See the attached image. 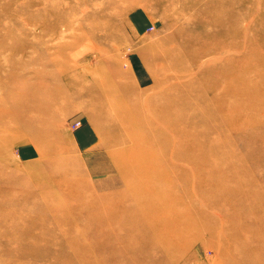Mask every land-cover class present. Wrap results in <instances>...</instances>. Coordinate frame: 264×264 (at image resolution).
Here are the masks:
<instances>
[{"label": "rangeland", "instance_id": "obj_1", "mask_svg": "<svg viewBox=\"0 0 264 264\" xmlns=\"http://www.w3.org/2000/svg\"><path fill=\"white\" fill-rule=\"evenodd\" d=\"M56 1V5L59 2L57 8ZM204 7L207 9L203 13ZM263 8L264 0H0V95L9 88L14 90V94L0 102V264H86L83 256H88V250L84 249L86 253L81 250L79 238L85 229L79 224L72 227L69 222V226L66 224L69 217L75 216L74 209L71 208L70 214L59 212L60 215H52L56 210H63V205L57 198L61 188L51 183V176L69 173L83 182L85 190L97 194L115 191L116 195H124L125 186L116 180L118 176L112 161L115 154L128 151V122L119 120V105L127 103L130 107L128 113L134 112L139 116L143 111L131 106L126 96L139 100L141 97L161 95L156 91L162 86H169V95H179L182 90H187L189 94L188 90L193 88L195 92L194 95L190 94L189 100L195 99L198 93L204 95L206 92L204 98L207 100V97L213 96V92L204 90V80L214 81L217 68L220 71L223 68L235 69L230 71L233 85L231 83L228 87L233 90L235 84L234 90L239 94L222 98L225 111L228 114L243 112L244 115L246 112L253 121L249 125L225 130L226 120L217 118L205 123L211 129L207 135L210 139H219L238 149L243 164L251 158H259L260 162L245 166L244 171L246 175L249 171L252 185L264 191V125L260 123V120H264ZM259 11H262L261 14ZM88 14L90 17L86 19ZM254 15L261 16L253 19ZM28 16L31 18L28 19ZM94 20L104 23L95 28L94 33H110V36L97 39L85 30L82 37L77 38L76 33L83 30L78 31L79 25ZM5 29L9 31L6 33ZM204 38L209 41L206 45L215 41L218 47L199 58L185 51L187 45L195 48L204 45ZM5 52L7 56L3 57ZM169 56L173 57L174 64L167 62ZM228 56L236 57L238 65L232 63L233 68L228 67L231 63L226 60ZM114 57H117L123 73H112L114 87L107 92L106 98L100 99L99 92L90 94L83 90L77 95L60 97L42 92L40 100L46 105L47 115L37 112L35 121L27 128H22L17 118L10 119L4 115L7 107H13L24 99V88L33 90L39 87L32 81L36 73L39 77H47L44 87L40 85V88L51 89L63 85L66 89L67 75L61 76L57 72L59 66H90L96 74L88 83L96 86L113 70ZM18 59H22L21 65L17 63ZM9 66L13 67V73L8 78L5 71L9 70ZM30 69L34 71L23 76L22 72ZM78 72L72 70L70 75L79 78ZM174 73L187 81L171 89V75ZM157 77L159 79L156 81ZM220 81L222 88L228 84ZM120 84L126 87L120 91L125 94V100L117 93ZM257 91L262 97L260 101V96L255 95ZM34 101L30 99V102ZM186 101L180 104L185 105ZM192 116L196 117L197 114ZM202 124L198 127L201 128ZM30 130L34 131L35 136L31 135ZM38 130L45 135L38 136ZM5 142H8L7 148H2ZM145 149H150V146L146 145ZM208 153L212 152L203 151V154ZM253 193L249 196V203H253L254 207L247 205L243 212H255L261 222V215L264 217V195L262 198L258 191L253 190ZM199 194L206 199L213 195L207 189H202ZM66 199V205L82 210L83 219L92 215L81 198L69 196ZM245 200L246 197L237 201L244 203ZM107 205L114 206L112 201ZM257 225L250 224V227L255 229ZM17 234L21 235L18 237ZM94 240L100 242L101 238ZM242 241L248 242L249 239ZM71 247L72 250L75 247L76 252L72 253ZM74 252L77 253L75 256ZM88 252H93L99 258H111L106 251L89 249ZM206 252L207 257L213 254L209 250ZM194 254L204 262L205 254L201 247L197 246ZM258 254L255 252V255Z\"/></svg>", "mask_w": 264, "mask_h": 264}, {"label": "bare ground", "instance_id": "obj_2", "mask_svg": "<svg viewBox=\"0 0 264 264\" xmlns=\"http://www.w3.org/2000/svg\"><path fill=\"white\" fill-rule=\"evenodd\" d=\"M56 3L57 1L55 5ZM58 4L55 8H57ZM206 9L207 7L203 8V13ZM262 11H259V13ZM52 15L54 16V14ZM255 16H252L253 19ZM24 17L26 16L24 15ZM89 17L90 15L88 14L85 18L89 19ZM29 18L31 17L28 16ZM252 21L254 22V20ZM100 24L104 23L94 20V22L80 24L78 31L80 29L83 30L76 33L77 38L79 36L82 37L81 34L85 30H88L93 38H108L110 33H94V29ZM24 26L27 25L24 24ZM26 29L28 30L29 28ZM6 31L7 29L4 32ZM204 37L206 38L205 35ZM205 38L203 41L206 43L201 47L195 48L187 45L188 47L185 51L193 53L194 57L199 58V56L215 49L214 47H218L215 41L210 45H206L209 41ZM5 56H7L6 52L3 57ZM19 59L17 60L18 62L15 61L21 65L22 59ZM226 60L231 62L227 65L228 67L233 68V64L235 66L238 65V60L234 56H228ZM117 62V57H114L113 70L109 72L106 79L104 77V81H100V79L99 83L95 84L96 86H91L88 83V80L95 77L96 74L90 66L89 68L84 67V65L76 67L59 66L57 72L61 76L67 75L66 89L63 88V85L54 86L51 89L40 88V85L44 87L45 78L47 77L44 75L39 77V74L36 73L32 81L37 83L39 87L33 90L24 88L22 90L23 96H25L24 99L15 103L13 107H7L4 115L10 119L17 118L21 121L20 126L27 128L30 123L35 121V117L38 116L35 115L37 112L47 115L46 105L40 100L42 92H44V95L60 97L67 94L77 95L78 92L83 90V92L90 94L91 92H99L101 93L100 99L106 98L107 92L114 87L112 73L121 75L123 73ZM167 62L174 64L173 57L169 56ZM4 63L7 62L4 61ZM9 63L11 64V62ZM19 69H21L20 66ZM223 69L221 71L218 68L215 69L217 77L214 78V81L204 80V90L213 92V96L207 97V100L204 98L207 96L206 92H204V95L198 93L195 99L189 100L190 94L194 95L195 91L193 88L188 90L189 94L186 92L187 90H182L179 95H169V86H162L161 89L156 91L161 95L155 94L149 98L141 97V99L136 100L132 99L130 95L126 96L131 106L143 112L139 116L134 112L128 113L130 107L127 103H124L119 105L117 113L121 122H128V130L126 131V137L129 138L126 147L128 151L127 153L115 154L112 158L118 176L116 180L125 186L124 195H116L117 192L115 191L97 194L94 191L85 190L83 182L72 177L69 173L63 176L56 174L54 177L51 176V183L61 188L57 198L63 205V210H56L52 215H60V213L65 212L70 214L71 208L74 209L75 216H68L70 219L68 218L69 221L67 219L66 224L69 222L71 224L70 227L79 224L85 229V232L83 234L81 232L82 236L79 237L82 242L81 248L83 249L80 246L78 248L83 251L85 248L88 251L89 249L99 252L106 251L111 255V258L104 259L97 257L95 254L93 255V252L86 251V253L84 251L88 255L83 256L86 264H264V217L261 215L262 221L260 222L255 212L252 211L248 214L243 212L244 207L247 205L251 208L254 207L253 203H249V196L254 194L253 190L258 191L262 198L264 195V191L257 190L252 185L249 171L247 175L244 171L245 166L250 167L252 163L260 162V159L251 158L249 161L244 162L245 165L242 163V155L239 154V150L235 149L233 145L230 146L219 139H210L207 135L211 129L205 123H210L217 118L226 120L225 130L249 125L253 121L247 116L246 112L244 115L243 112L228 114L225 111L222 98L229 95L237 96L239 93L234 90L235 84L233 87L234 91L228 87L231 83L233 85L230 71L233 72L235 69ZM72 70L77 71L80 77L70 75ZM31 71H34V69L24 71L22 74L27 76ZM15 72L17 75V70ZM5 73L8 74L5 75L9 78V75L13 73V67H10ZM1 75H4V73ZM16 75L15 78H17ZM171 77L173 79L170 84L171 89L176 84H185L187 81V79H183L182 76L176 73L172 74ZM0 78L2 79V77ZM4 78L6 77L4 76ZM158 79L157 77L155 80L157 81ZM220 80H224L228 84L222 88ZM6 83L10 84L8 81ZM125 88L124 84H120L117 88V93L123 100H125V94L121 92ZM12 89L9 88L7 92H3L0 95V102L14 94ZM186 94L188 95L186 96ZM255 95L260 96L258 101L262 100L260 92L258 93L257 91ZM31 98L35 99V101L30 102ZM183 100H187L185 105L180 104ZM249 109L251 110V107ZM196 114V117L192 116ZM202 122V127L199 128L198 125ZM260 123L264 125V120H260ZM30 133L35 136L34 131L30 130ZM36 133L38 136L45 135L40 130L36 131ZM239 140H242V136L239 137ZM7 144L8 142H5L2 148H7ZM146 145L150 146V149H145ZM225 145L228 147H225ZM204 150H210L213 154H203ZM202 189L211 191L213 194L210 196L211 198H202L199 194ZM69 196L81 198L83 203L89 206L92 215L83 219L80 208L66 205V198ZM244 197H246L244 203L237 201L238 198ZM110 201L113 202V207L107 205ZM49 206L52 205L50 204ZM262 210L264 211V209ZM100 213L103 216H99ZM254 223L258 224L255 229L250 227V224ZM105 225L107 228L104 227ZM62 226L64 227L65 225ZM70 233L72 232L70 231ZM24 235L23 233V238ZM70 236L72 235L70 234ZM96 237L101 238V241H95L94 238ZM243 239H249V241H242ZM67 241L69 242V240ZM197 246L203 249V254H205L204 262L206 263L199 261L195 257L194 250ZM72 247L71 250L69 249L71 252L75 251V247L73 250ZM208 250L213 253L210 257H207L206 254ZM75 252L74 256L77 254ZM78 252L80 253V251ZM255 252L261 254L255 255ZM80 255H84V253H80ZM83 257L81 258L82 260H84ZM207 260H210V262Z\"/></svg>", "mask_w": 264, "mask_h": 264}]
</instances>
